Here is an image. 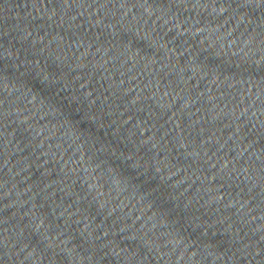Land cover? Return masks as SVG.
Returning <instances> with one entry per match:
<instances>
[{
	"label": "water",
	"instance_id": "95a60500",
	"mask_svg": "<svg viewBox=\"0 0 264 264\" xmlns=\"http://www.w3.org/2000/svg\"><path fill=\"white\" fill-rule=\"evenodd\" d=\"M0 264H264V0H0Z\"/></svg>",
	"mask_w": 264,
	"mask_h": 264
}]
</instances>
